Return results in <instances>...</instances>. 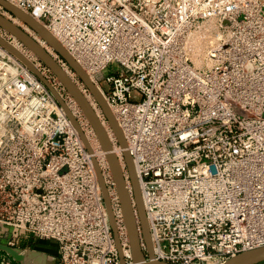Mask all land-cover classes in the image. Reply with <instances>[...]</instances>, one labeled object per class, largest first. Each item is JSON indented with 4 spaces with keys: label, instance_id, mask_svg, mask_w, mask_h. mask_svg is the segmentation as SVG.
Masks as SVG:
<instances>
[{
    "label": "built area",
    "instance_id": "built-area-1",
    "mask_svg": "<svg viewBox=\"0 0 264 264\" xmlns=\"http://www.w3.org/2000/svg\"><path fill=\"white\" fill-rule=\"evenodd\" d=\"M6 1L41 21L102 87L135 165L156 258L223 264L264 247V0ZM212 18L224 34L208 51V65L198 67L188 42ZM45 49L75 78L60 54ZM34 61L73 107L57 76ZM4 71L12 78L22 73L23 79L15 76L16 91L32 97L43 124L37 132L0 135V240L13 248L22 239L51 242L50 264H132L107 153L89 152L50 89L37 76L31 82L24 64L0 50V77ZM72 109L90 130L84 112ZM113 144L123 150L117 139ZM123 151L118 158L131 185Z\"/></svg>",
    "mask_w": 264,
    "mask_h": 264
},
{
    "label": "water",
    "instance_id": "water-1",
    "mask_svg": "<svg viewBox=\"0 0 264 264\" xmlns=\"http://www.w3.org/2000/svg\"><path fill=\"white\" fill-rule=\"evenodd\" d=\"M0 5L4 7L7 11H9L13 16L21 19L25 24L31 27L41 38L47 41V43L58 53L60 54L69 64V66L74 70V72L79 76L84 85L88 88L91 94L94 96L96 103L99 105L101 111L103 112L106 120L108 121L109 126L112 128L116 139L124 149L123 158L127 167V171L129 173L133 197H134V205L136 206V210L140 220V230L138 232V228L135 222V215L133 213V206L131 202V198L127 191L126 182L123 176L122 167L119 162L118 156L113 152L111 141L108 135L105 132L104 127L101 124V121L97 117L96 113L92 109L91 105L87 101L85 95L80 91L75 82H73L70 77L66 75L62 67L58 64V62L51 56V54L43 48L34 38H32L27 32H25L21 27L14 25L10 20H8L4 15L0 13V27L6 30L10 34L16 35L21 42L24 43L25 46L29 47L33 50L36 56L57 76L62 85L66 88V90L77 100L80 107L82 108L85 116L89 120L90 124L94 128L101 146L103 150L107 153V160L110 164L112 173L117 183L118 192L121 198V203L125 215L126 224L128 226L132 251H133V263L132 264H172L166 261L158 260L155 258L152 249V241L150 238V230H148L146 223V213L144 212L139 190H138V179L136 178V173L134 172V168L132 165V157L129 151L126 149V140L123 138L118 125L113 118L108 106L105 101L99 95L98 91L94 83L90 80L87 73L81 68L80 65L76 62V60L69 54V52L62 47V45L54 38L52 35L43 27H41L34 19L26 14L24 11L14 7L6 0H0ZM0 45L6 48L10 53L15 55L18 59L22 61L24 65H26L35 76H37L55 95L58 102L64 107V101L59 96L54 87L50 84L46 77H44L41 72L36 69L27 58L21 55L18 51H16L7 41L0 38ZM68 117L71 118L74 125L80 132V137L85 142V146L89 152L92 151V147L89 144V141L86 138L84 131L82 130L79 122L76 118L68 113ZM92 153V152H91ZM93 163L95 165L97 175L99 178L100 186L102 189V193L104 196L106 208L109 214V219L111 223V227L114 233V237L116 240L117 247L120 249V242L118 238V233L116 229V224L112 212V207L109 199L108 189L104 182L101 168L97 159L93 158ZM141 237L145 244V249L141 246ZM0 249L6 251L9 255H11L15 260L20 261L22 259V252L18 248H13L7 244L0 243ZM39 261L43 260L44 264H48V255L46 253L40 251H31ZM224 264H264V247L245 251L240 253L239 255L229 259Z\"/></svg>",
    "mask_w": 264,
    "mask_h": 264
},
{
    "label": "bare ground",
    "instance_id": "bare-ground-1",
    "mask_svg": "<svg viewBox=\"0 0 264 264\" xmlns=\"http://www.w3.org/2000/svg\"><path fill=\"white\" fill-rule=\"evenodd\" d=\"M11 5H13L14 7H16V8H18L15 4H13V3H11V2H9ZM18 9H20V8H18ZM21 10V9H20ZM23 11V10H22ZM26 13V12H25ZM26 14H28V13H26ZM8 20H10L14 25H16V26H19V27H23L22 29L25 31V32H27L32 38L34 37V38H38L39 39V41H40V45L43 47V48H45V47H47L49 50H51L52 51V47L47 43V41L46 40H44L43 38H41L39 35L37 36L36 35V32L31 28V27H29L27 24H25L21 19H19L18 17H14V18H11V16L10 15H8V13H4L3 14ZM32 17V16H31ZM33 19H34V21H36L41 27H43L44 29H46L51 35H52V37H54L60 44H61V42L58 40V38L41 22V21H39L37 18H35V17H32ZM210 21H208V22H204L199 28H200V30L199 31H197V32H195L194 34H193V36L194 37H192V40H193V45H194V47H195V49L197 50V51H195V52H198V54H201L200 52L201 51H203V45L208 41V39H210L209 37H208V35H210V36H212L211 35V32H212V30H217V34H216V42L220 39V37L222 36V32L221 31H219V27L217 26V24L215 23V19L214 18H212V19H209ZM200 31H203V32H200ZM200 33H203V34H200ZM11 35V37H12V39L10 40V39H8L7 37H5L4 36V34H2L1 32H0V38L1 39H3V40H5V41H7L16 51H18L21 55H23L25 58H27V60H29L31 63H33L34 65V67L36 68V69H38V65L35 63V61H34V56H36V54H35V52L33 51V50H31L29 47H27V46H25L24 45V43L23 42H21L20 40H19V38L16 36V35H12V34H10ZM208 37V38H207ZM205 39H206V41H205ZM191 40V41H192ZM213 43V42H212ZM62 45V44H61ZM207 45V44H206ZM62 47L65 49V47L62 45ZM0 50L3 52V53H8L12 58H14L15 60H17V61H19L20 63H22V61L20 60V59H18L15 55H13L12 53H10L6 48H4V47H2L1 45H0ZM201 50V51H200ZM197 54V55H198ZM196 55V56H197ZM37 57V56H36ZM196 61H198V60H196ZM199 61H200V59H199ZM198 61V62H199ZM77 62V61H76ZM197 62V63H198ZM78 63V62H77ZM199 63H201V61L199 62ZM78 65H80L79 63H78ZM81 66V65H80ZM82 68V67H81ZM24 69H25V76H26V78H28L29 80H31V82H33V83H36V82H38L37 81V79H36V76L33 74V72H31L30 70H29V68L26 66V65H24ZM62 69L64 70V72L66 73V75L68 76V77H70V79L74 82V80L72 79L73 78V73H72V71L69 69V68H67V67H62ZM83 69V68H82ZM39 70V69H38ZM84 70V69H83ZM40 71V70H39ZM85 71V70H84ZM86 72V71H85ZM87 73V72H86ZM43 76H44V74L43 73H41ZM87 75H88V77L90 78V80L92 81V83H94V85H95V87H96V90L98 91V93H99V95L102 97V99L105 101V103H106V105L108 106V109L110 110V112H111V114H112V116H113V118L115 119V121H116V123H117V125H118V128L120 129V131H121V133H122V136H123V138L125 139V136H124V133H123V131H122V129H121V127L119 126V123H118V121H117V117H116V115H115V111L113 110V108L107 103V101L105 100V97H104V94H103V90H102V87L98 84V83H96L95 82V79L93 78V76H91V75H89L88 73H87ZM45 77V76H44ZM77 85V84H76ZM78 87V86H77ZM79 88V87H78ZM80 89V88H79ZM80 91L83 93V91L80 89ZM58 93V92H57ZM91 93V92H90ZM59 94V93H58ZM84 94V93H83ZM85 95V94H84ZM60 96V95H59ZM72 96V95H71ZM61 97V96H60ZM73 97V96H72ZM85 97H86V99H87V101L89 102V104L91 105V107H92V109L94 110V112L96 113V115H97V117L99 118V120L101 121V124H102V126L104 127V129H105V132H106V134L108 135V137H109V139H110V141H111V144H112V148H113V152L118 156V157H120L121 158V151H123L124 149L123 148H121V149H123V150H120V148L118 149L114 144H113V141H114V139H116V136H115V134H114V132H113V130H112V128L108 125V121H105V120H103V118H102V111H101V109L99 108H96V106H95V101H93L91 98H90V96H88V95H85ZM94 97V96H93ZM74 98V97H73ZM74 100H75V104H73V107L75 108V105L77 106V108H80L81 110H82V108L81 107H79L80 105H79V103L77 102V100L74 98ZM78 104H77V103ZM65 104H64V107H63V109H64V112L67 114V116L69 115L68 113L70 112L71 113V115H73V117L75 118V116H74V114H73V112H72V105L70 104V103H66V102H64ZM79 105V106H78ZM83 111V110H82ZM68 119H69V121H70V123H71V125H72V128L73 129H75V131H77L78 132V134H79V136H81L80 135V132H79V130L76 128V126L74 125V123H73V121L71 120V118H69L68 117ZM89 121V120H88ZM80 124V123H79ZM80 126H81V128H82V130L84 131V133H85V135H86V138H87V140L89 141V144H90V146L92 147V153H94V154H99V153H101V152H103L104 150H103V148H102V146H101V143H100V141H99V138H98V136H97V134H96V132H95V134H96V139H95V137L93 138V131L91 132L90 130H88V128L86 129V127L84 126V125H82V124H80ZM94 129V128H93ZM95 131V130H94ZM82 139V138H81ZM83 141V140H82ZM84 142V141H83ZM84 144H85V142H84ZM121 147V146H120ZM126 147H127V145H126ZM125 150H127V149H125ZM128 151V150H127ZM119 162H120V165H121V167L123 166V161H121L120 159H119ZM125 163V162H124ZM132 165H133V168H134V172L136 173V171H135V165H134V163H133V161H132ZM136 178H137V174H136ZM138 179V178H137ZM138 190H139V195H140V199H141V203H142V206H143V209H144V212H145V205H144V200H143V197H142V193H141V187H140V184H139V180H138ZM126 186H127V191H128V193H129V196H130V198H131V202H132V206H133V213H134V215H135V222H136V225H137V228H138V232L140 233L141 232V230H140V220H139V216H138V213H137V210H136V206L134 205L135 203H134V197H133V190H132V185H130V184H127L126 183ZM131 188V189H130ZM146 223H147V227H148V230H149V224H148V219H147V216H146ZM127 225V224H126ZM127 228H128V226H127ZM128 233H129V231H128ZM150 238H151V234H150ZM151 241H152V238H151ZM144 242V241H143ZM152 246H153V243H152ZM132 247V246H131ZM154 247H153V249H152V252H153V254H154ZM121 253H122V255H123V251H121ZM132 253H133V251H132ZM155 256V255H154ZM156 258V257H155ZM158 259V258H157ZM159 260V259H158ZM21 262L23 263V264H44V262H43V260H41V261H39L38 260V258H36V256H34V254L31 252V251H27V252H23L22 253V259H21ZM227 262V261H226ZM224 264V263H223Z\"/></svg>",
    "mask_w": 264,
    "mask_h": 264
},
{
    "label": "rangeland",
    "instance_id": "rangeland-1",
    "mask_svg": "<svg viewBox=\"0 0 264 264\" xmlns=\"http://www.w3.org/2000/svg\"><path fill=\"white\" fill-rule=\"evenodd\" d=\"M4 11H5V9L4 10L0 9V12H4ZM8 15H10L11 18L15 17V16L11 15L10 13H8ZM208 21H210V20L209 19L204 20V21L199 23L197 28L192 32L190 39H189V42H188V48H189L191 60L193 61V63L196 66L203 67V68L206 67L209 63L208 58H207L208 51L218 43V41L217 42L215 41L218 29L212 30V32H211L212 36L208 35V37L209 38L211 37V38L208 39V41L203 45V48H202L203 51L200 50L201 54H198L199 51L195 52L197 50L195 49V47L193 45L192 37H194L196 35L195 34L193 36V34L195 32L200 30L199 27L204 22H208ZM215 23L217 24V26L219 25L217 19H215ZM219 31H221L222 34H224V30L220 27H219ZM0 32L2 34H4V36L7 37L8 39H10V40L12 39L10 33H8L6 30H4L1 27H0ZM200 32H203V31H200ZM200 34H203V33H200ZM205 41H206V39H205ZM35 58H36V56H34V60H35ZM199 59H200L201 63H199L200 62ZM196 60H198L199 62ZM115 66H116V64H114V63L111 64L109 66V69L106 71V73L113 72V69L115 68ZM5 67H7V66L5 65ZM8 67L15 69V66L13 64H9ZM20 73L21 72H18V73L16 72L12 78V75L9 72L6 73V71H4L3 75L0 77V135L3 137H5L7 135L20 136V135H25V134L31 133V132H37V129L35 126L37 124H43L40 116L38 114H36L34 116V111L32 112V108L30 105L32 97L28 96V95L27 96L23 95V94L16 91V88L14 86V79H15V76L19 77L20 79H23V77L20 76L22 73L21 74ZM97 77L99 78V80H102L105 76H104V73H100V74H98ZM72 79L74 80L75 84H77V86L83 91V93L85 95L90 96V98L93 101H95L93 95L90 93L89 90L87 92H84L83 86H85V85L77 74L75 75V78L73 76ZM95 106L98 109L100 108L99 105L96 103V101H95ZM101 114L104 116L103 112ZM103 120L107 121L106 118L105 119L103 118ZM90 125L88 127L91 130V132L93 131L92 132L93 138L95 137V139H96L95 131H94L92 125L91 126ZM18 143H19V145L17 146V148H28V146L21 144V142H18ZM19 263L23 264L20 261H19ZM48 264H50V263H48Z\"/></svg>",
    "mask_w": 264,
    "mask_h": 264
},
{
    "label": "crops",
    "instance_id": "crops-1",
    "mask_svg": "<svg viewBox=\"0 0 264 264\" xmlns=\"http://www.w3.org/2000/svg\"><path fill=\"white\" fill-rule=\"evenodd\" d=\"M0 243L5 244L4 240H0ZM20 246L18 249L28 247L31 251H40L48 255V263H53L56 253V246L51 242H35L28 239H22L19 242ZM0 264H20L19 261L15 260L6 251L0 249Z\"/></svg>",
    "mask_w": 264,
    "mask_h": 264
}]
</instances>
